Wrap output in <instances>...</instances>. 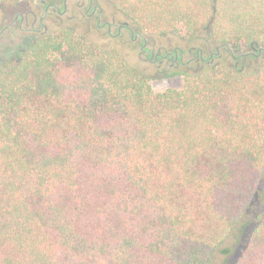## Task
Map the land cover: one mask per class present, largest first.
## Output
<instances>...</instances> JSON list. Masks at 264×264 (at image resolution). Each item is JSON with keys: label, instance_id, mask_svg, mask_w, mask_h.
I'll use <instances>...</instances> for the list:
<instances>
[{"label": "trees", "instance_id": "obj_1", "mask_svg": "<svg viewBox=\"0 0 264 264\" xmlns=\"http://www.w3.org/2000/svg\"><path fill=\"white\" fill-rule=\"evenodd\" d=\"M101 1L230 51L162 91L70 29L0 55V264H264V0Z\"/></svg>", "mask_w": 264, "mask_h": 264}, {"label": "flooded vegetation", "instance_id": "obj_2", "mask_svg": "<svg viewBox=\"0 0 264 264\" xmlns=\"http://www.w3.org/2000/svg\"><path fill=\"white\" fill-rule=\"evenodd\" d=\"M22 3L17 8V13L14 15L11 23L7 24L0 30V36L6 31L17 27L20 32L34 34V38L39 35L47 34L49 28L47 23H59L57 27L63 26L64 17L68 13L73 15L69 20L77 21L76 26H84L87 28L85 35H89L92 30L105 33L102 38H108L109 42L106 46H115L122 50H139L138 58L140 62H145L151 66H156L161 69V73L174 71H192L195 72L203 66L217 63L221 60L226 52L230 49L222 47H192L186 45L185 48L174 46L173 42L176 39H171L169 44H165L161 39H153L142 34L128 19L125 21L117 20L118 12L107 15V11L102 5L101 0H20ZM32 3L33 8L26 6L27 3ZM39 27V28H37ZM236 66L242 67L246 64H252V58L257 60L253 55L248 57L243 56L246 52L239 51L231 52ZM236 54V55H235ZM189 59L186 60V56ZM196 64L192 67L191 64Z\"/></svg>", "mask_w": 264, "mask_h": 264}, {"label": "rangeland", "instance_id": "obj_3", "mask_svg": "<svg viewBox=\"0 0 264 264\" xmlns=\"http://www.w3.org/2000/svg\"><path fill=\"white\" fill-rule=\"evenodd\" d=\"M15 2H21V1L20 0L5 1V2L0 3V30H1V28L6 26L7 24L11 23L14 15L17 13V8H10L9 7L11 4H13ZM102 5L104 6L105 10L107 11V15L111 16V14L116 12L115 10L111 9L104 2H102ZM26 6L29 8H33V4L30 2L27 3ZM72 15L73 14L70 12L63 18L64 23H63V26H61L60 28L74 30L77 33L85 35L87 28H85L81 24H80V26H76L77 23H79V22L69 20V17H71ZM117 16H118L117 20H120V21L126 20V18L123 15H121L120 13H118ZM58 23H59V21H58ZM58 23H56V24L50 23V22L47 23L46 25L49 28L48 33L56 32L59 29L57 27ZM37 28H39V27H37ZM104 33H105L104 29H102L101 32H98L97 30H92V32L89 35H87V38L90 41L98 43V44H106L109 42V39L101 37V35ZM32 38H34V34L29 35L27 33L20 32L17 27H14V28L6 31L2 36H0V55L1 56H9V55L15 54L16 51L18 49H20L21 45L27 43ZM160 39L163 40L164 43L167 45V44H169V42L172 41L171 39H173V38L163 37ZM156 40H158V39H156ZM173 44H174V46H180L182 48H185L186 45H189L186 42H183L182 40H179V39H176L173 42ZM113 47H115V46H113ZM120 51L124 54V56L126 57V60L132 66H138L139 68H142V69H145L148 71L151 78L153 79L152 85L156 91H162V90H165L167 88H180L182 86L183 81H182L181 76H175L173 78L164 76L161 73V69H157L156 66H151L150 64L145 63V62H143V63L140 62L139 58H138V52H139L138 49L135 51L122 49ZM244 53H245V51H244ZM189 57L190 56L187 55L186 60H188ZM195 65L196 64H194V63L191 64L192 67H195ZM239 254H240V249H238L236 251L234 257L232 258V261L235 260Z\"/></svg>", "mask_w": 264, "mask_h": 264}, {"label": "water", "instance_id": "obj_4", "mask_svg": "<svg viewBox=\"0 0 264 264\" xmlns=\"http://www.w3.org/2000/svg\"><path fill=\"white\" fill-rule=\"evenodd\" d=\"M21 3L22 2H15V3L11 4L9 7L10 8H18L21 5ZM222 47H224V46L220 45L217 47V49H220ZM263 54H264V48H258V49L254 48L253 51H249L246 54H244L243 56L248 57L249 55H253L257 59H259L263 56Z\"/></svg>", "mask_w": 264, "mask_h": 264}]
</instances>
